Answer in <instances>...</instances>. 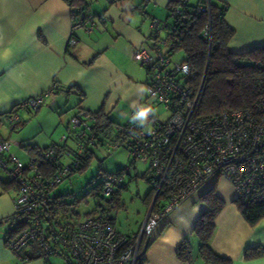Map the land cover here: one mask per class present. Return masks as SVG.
Here are the masks:
<instances>
[{"label": "built area", "instance_id": "obj_1", "mask_svg": "<svg viewBox=\"0 0 264 264\" xmlns=\"http://www.w3.org/2000/svg\"><path fill=\"white\" fill-rule=\"evenodd\" d=\"M179 14L177 7L167 20L152 18L148 48L132 52V59L147 73L146 98L128 112L126 121L113 122L100 132L95 114L78 107L69 119V131L60 140L66 145L64 150H37L26 162L11 152L14 141L0 135V171L16 184L14 212L24 221L18 234H7L3 241L18 257L23 258V251L37 243L46 256L58 255L64 264H136L142 246L148 245L161 221L207 182L219 178L230 182L239 204L264 200V96L250 109L198 116L200 90L193 89L188 65L173 62L166 34ZM103 21L104 16L81 13L73 29L83 27L90 32ZM203 35L210 40L209 29ZM55 87L15 106L7 116L9 128L19 123L20 110L36 112ZM142 109H147L143 122L137 119ZM69 138L73 147L67 145ZM119 147L125 148L131 161L147 162L148 166L152 198L138 232L124 235L101 214L73 226L57 225L49 211L52 190L95 150L111 155ZM54 156L60 161L44 171V163ZM130 167L103 176V197L121 187Z\"/></svg>", "mask_w": 264, "mask_h": 264}, {"label": "crops", "instance_id": "obj_2", "mask_svg": "<svg viewBox=\"0 0 264 264\" xmlns=\"http://www.w3.org/2000/svg\"><path fill=\"white\" fill-rule=\"evenodd\" d=\"M84 1L86 13L105 17L90 32L73 29L79 15L65 0H0V135L16 142L19 148L11 152L23 149L26 160L33 154L29 149L39 147L12 139L11 132L24 125L30 110L19 111L15 128H9L6 116L20 102L47 92L54 84L57 89L45 96L36 112L42 131L46 118L68 112L71 117L78 107L100 112L96 120L109 123V129L111 122L126 121L128 112L145 101L147 73L132 59V52L148 48L151 19L167 20L171 0ZM215 1L227 6L225 21L234 30L230 51L264 45V0ZM213 185L224 206L214 221L212 249L232 264H264V257L244 259L246 249L264 246V218L250 225L239 210L233 185L223 178L207 182L161 221L145 247L144 264H185L176 257V247L186 237L192 241L191 264H204L192 231L206 209L199 197ZM15 195L16 188L4 191L0 187V264H49L54 255L46 256L37 243L23 251V258L4 244V236L21 220L14 212Z\"/></svg>", "mask_w": 264, "mask_h": 264}, {"label": "trees", "instance_id": "obj_3", "mask_svg": "<svg viewBox=\"0 0 264 264\" xmlns=\"http://www.w3.org/2000/svg\"><path fill=\"white\" fill-rule=\"evenodd\" d=\"M65 1L72 11L77 13V16L81 13H86L87 3L84 0ZM168 7L170 13L177 7L180 10L179 16H177L175 23H173L174 26L166 34L169 38L171 53L177 50L183 51L185 55L183 62L188 65L193 73L190 79L193 89L196 92L200 90L197 108L198 116L208 117L222 112L250 109L259 97L264 96V45L253 46L240 53L229 50L228 42L233 37L234 30L225 21L227 8L225 4L218 3L215 0H171ZM202 7L205 9H202ZM206 29H209V41L203 35ZM94 114L96 119L101 116L100 112ZM97 124L98 131L103 132L104 130H108L107 125L109 123L102 125L97 121ZM65 146L64 143L60 142L42 149L34 147L29 150L32 149L34 153L37 150L54 147L60 152L64 150ZM88 160L79 169L73 171L70 176L84 171L88 165ZM56 161H60V159L54 156L45 162V166H43L44 171L45 167L46 169L54 167ZM131 162L134 164L133 161ZM44 173L46 174L48 171ZM147 181L149 182L148 170ZM101 184L102 181L97 188L99 192L101 191ZM0 187L4 191H8L16 188V184L9 178L5 180L0 176ZM123 188H125L124 184L108 200L102 196L105 200L106 208L100 211L95 210L92 215H104L113 224V219L110 217L107 209L114 208L118 204L120 190ZM151 198L152 191L150 188L149 193L144 199L147 206ZM199 199L206 209L200 214L192 231L198 242V257L204 264H232L229 258L218 255L210 245L215 229L214 221L223 208L224 201L216 195L215 185L203 192ZM68 205V203L66 204L61 201L60 198L53 196V202L49 206L51 216L54 217L59 208L66 210ZM238 207L250 225H254L261 218H264V200L248 204L238 203ZM78 222H66L64 225L70 224L73 226ZM56 224L62 226L59 222H56ZM23 228L24 221L20 220L8 234L14 236ZM144 250L145 248L142 246V253L136 264L145 263ZM176 257L185 264L192 263L193 247L189 237L178 243ZM261 257H264V246L248 248L244 253L245 260Z\"/></svg>", "mask_w": 264, "mask_h": 264}, {"label": "rangeland", "instance_id": "obj_4", "mask_svg": "<svg viewBox=\"0 0 264 264\" xmlns=\"http://www.w3.org/2000/svg\"><path fill=\"white\" fill-rule=\"evenodd\" d=\"M171 57L173 62L181 63L185 59L182 50L172 53ZM36 112L30 111V116L25 120L24 125L19 130L11 132L12 139L18 138L19 140L16 139L18 142L28 140L32 146L36 144L39 149H42L51 145L52 142H59L62 136L67 134L65 127L67 124L69 125L71 112L64 113V116L55 114L52 118H46L44 120V127H46L44 131L37 127L36 118L38 113ZM60 118L62 122H59ZM56 127L58 128L55 131ZM2 134L4 135L5 133L2 132ZM20 136H23V138ZM67 145L73 147L71 138H69ZM11 148L16 151L19 146L12 142ZM14 154L23 162L27 161L23 149ZM127 166L131 167L123 183L125 188L120 190L119 202L114 208L107 210L113 219V225L119 232L127 236L137 233L147 210L144 199L151 188L147 181L148 166L147 162L141 161H136L132 164L131 159L127 158L124 147L117 148L111 155L102 149L95 150L93 155L90 156L84 171L69 176L52 190V196H56L64 203L69 204L66 210L58 209L55 221L59 222L60 225H64L66 222L76 223L91 216L95 210L100 211L106 208L104 198L108 200L110 196L102 198L101 192L97 190L103 175L125 169ZM0 176L5 180L8 178L6 173L2 171ZM49 264H64V260L60 256L54 255L50 257Z\"/></svg>", "mask_w": 264, "mask_h": 264}, {"label": "clouds", "instance_id": "obj_5", "mask_svg": "<svg viewBox=\"0 0 264 264\" xmlns=\"http://www.w3.org/2000/svg\"><path fill=\"white\" fill-rule=\"evenodd\" d=\"M184 71H185V73H187V71H188V68H187L186 65L184 66ZM146 114H147V109H142V110L137 114V119H140L141 122H143V118L146 116Z\"/></svg>", "mask_w": 264, "mask_h": 264}]
</instances>
